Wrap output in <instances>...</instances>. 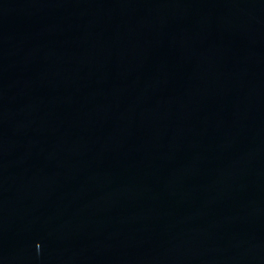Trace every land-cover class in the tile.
<instances>
[{"label": "water", "instance_id": "water-1", "mask_svg": "<svg viewBox=\"0 0 264 264\" xmlns=\"http://www.w3.org/2000/svg\"><path fill=\"white\" fill-rule=\"evenodd\" d=\"M0 264H264V0H0Z\"/></svg>", "mask_w": 264, "mask_h": 264}]
</instances>
